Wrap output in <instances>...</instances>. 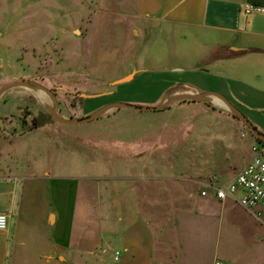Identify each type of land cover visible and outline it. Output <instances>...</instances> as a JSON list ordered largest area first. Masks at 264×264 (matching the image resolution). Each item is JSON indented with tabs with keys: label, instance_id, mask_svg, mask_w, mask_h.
Instances as JSON below:
<instances>
[{
	"label": "rangeland",
	"instance_id": "1",
	"mask_svg": "<svg viewBox=\"0 0 264 264\" xmlns=\"http://www.w3.org/2000/svg\"><path fill=\"white\" fill-rule=\"evenodd\" d=\"M163 29L137 14L135 0H0V88L9 86L0 96V120L14 133L0 129V176L36 177L27 182L29 207L40 198L50 202L54 185L61 201L76 203V215L89 218L71 231L72 246L83 252L70 249L67 262L111 264L121 239L117 232L105 235L94 254L87 247L95 236L100 239L101 220L118 224L120 231L118 208L134 195L144 202L143 215L151 211L153 222L171 231L164 202L190 206V195L196 198L213 174L230 181L234 169L251 158L256 141L231 110L211 98L160 111L115 108L87 123L61 124L48 112L54 102L42 86L54 90L58 113L67 119L89 116L114 101L155 106L184 91L223 92L264 134V102L250 101L241 85L227 79L229 60L218 62L216 49L187 29L174 37ZM23 80L38 89L17 83ZM228 85L236 90L232 98L224 92ZM20 108L30 114L21 117ZM43 112L45 121L31 128L32 117ZM147 200L156 206L144 205ZM106 241L111 252L102 256ZM167 247L161 264L172 260L173 248ZM251 258L262 263L264 255H244L243 264Z\"/></svg>",
	"mask_w": 264,
	"mask_h": 264
},
{
	"label": "crops",
	"instance_id": "2",
	"mask_svg": "<svg viewBox=\"0 0 264 264\" xmlns=\"http://www.w3.org/2000/svg\"><path fill=\"white\" fill-rule=\"evenodd\" d=\"M244 3L264 6V0H135L137 14L157 22L167 36L174 37L178 31L187 29L202 44L216 49L214 59L229 60L227 79L235 86L241 85L250 101L264 102V14L244 15L241 11ZM236 61L239 67L232 64ZM235 91L228 85L224 92L232 98ZM213 103L228 109L221 101ZM234 170L228 178L232 179L240 169ZM31 178L36 177L16 172L0 176V212L8 214V228L0 231V264H73L67 262L68 251H83L72 246L71 231L76 229V223L86 219L89 222V218L76 215V203L61 201L59 188L54 185L50 189L53 192L50 202L48 198H40L38 202L32 200L34 206L29 207L30 199L24 198H28L27 182ZM220 178L222 184L228 182ZM31 188L37 193L39 186ZM130 192L135 193L134 189ZM190 196V206L164 202L171 215V231L153 222L151 211L143 215L144 202L138 196L134 195L130 202L123 200L117 217L120 231L118 224L111 227L101 220L100 239L95 236L87 254H94L103 246L105 235L111 238L117 232L121 239L119 247L112 249L111 264H161L167 246L173 248L170 264L239 261L243 264L244 255H264L263 218L254 216L234 198L217 200L212 195L201 196L200 192L196 198ZM144 205L155 207L156 202L147 200ZM109 243L106 241L102 256L111 252ZM116 251L119 256L115 260ZM232 251L236 258L229 255ZM248 262L264 264L261 258L260 262L252 258Z\"/></svg>",
	"mask_w": 264,
	"mask_h": 264
},
{
	"label": "built area",
	"instance_id": "3",
	"mask_svg": "<svg viewBox=\"0 0 264 264\" xmlns=\"http://www.w3.org/2000/svg\"><path fill=\"white\" fill-rule=\"evenodd\" d=\"M244 15L264 14V6L244 3L241 7ZM253 152L247 163L226 184L221 183L219 175H210L202 183L201 196L212 195L217 200L234 198L257 218L264 215V146L254 142ZM8 228V214L0 212V231ZM119 252H115V260ZM215 264H223L216 262Z\"/></svg>",
	"mask_w": 264,
	"mask_h": 264
},
{
	"label": "water",
	"instance_id": "4",
	"mask_svg": "<svg viewBox=\"0 0 264 264\" xmlns=\"http://www.w3.org/2000/svg\"><path fill=\"white\" fill-rule=\"evenodd\" d=\"M134 74V73H133ZM133 74H130L128 76H125L119 80H116L113 82V84H120L123 82H126L128 80V78L131 76H133ZM20 84H23L25 87L35 90L38 89L37 87L29 84L27 81L23 80L20 82H17ZM12 85V84H10ZM9 86H3L0 88V96L1 94L8 88ZM41 89L43 91H45L46 93H49V89L46 87H41ZM209 94H215L218 97H220L227 105V108L229 110H231L234 115L236 117H238L250 130V132L252 133V135L256 138H259L261 140L264 141V134L261 133L260 131H258L253 124L246 118V116L238 109L236 108L227 98L225 95H223L220 92H215V91H206V92H199L196 91L195 92H182V93H175L172 94L169 97L164 96V99L161 100L157 105L155 106H141V105H135V104H130V103H126V102H121V101H114V102H110L102 107H100L95 113L90 114L89 116L86 117H81V118H64L61 117L58 113V109H57V100L53 97V102L55 105V108H49L48 112L51 114V116L59 123L61 124H66V125H75V124H82V123H87L93 119L98 118L100 115L105 114L109 111H111L112 109L115 108H126L129 110H133V111H143V112H149V111H159L164 109L165 107L175 103V102H180L183 100H195V101H199V102H207L208 98L210 97ZM88 97H93V96H98V95H85ZM0 126L2 127V123L0 120ZM3 132L8 134L9 132H7L5 129H3ZM20 133V132H17Z\"/></svg>",
	"mask_w": 264,
	"mask_h": 264
},
{
	"label": "trees",
	"instance_id": "5",
	"mask_svg": "<svg viewBox=\"0 0 264 264\" xmlns=\"http://www.w3.org/2000/svg\"><path fill=\"white\" fill-rule=\"evenodd\" d=\"M183 101H193V102H199V101H195V100H183ZM20 111H21V117H26L27 115L26 114H30L29 111H25V109H22L20 108ZM25 111V112H24ZM160 111V110H159ZM46 116L45 112L43 113H39L37 114L36 116H33L32 117V125L33 127L31 128H36V127H39V124L40 123H43L45 120L42 121V119H44V117ZM39 121V124H37V122ZM31 125V124H30ZM254 137V136H253ZM255 141L259 144H261L262 146H264V141L259 139V138H256L254 137Z\"/></svg>",
	"mask_w": 264,
	"mask_h": 264
},
{
	"label": "flooded vegetation",
	"instance_id": "6",
	"mask_svg": "<svg viewBox=\"0 0 264 264\" xmlns=\"http://www.w3.org/2000/svg\"><path fill=\"white\" fill-rule=\"evenodd\" d=\"M50 96H51V98H52V100H53V97H55V92H54V90H50L49 89V93H48ZM25 124H27V127H28V123L27 122H24ZM32 123V122H31ZM0 129H1V131L3 132V129H4V127H3V124H2V127L0 126ZM7 131V130H6ZM23 130H20L19 132H22ZM8 132V131H7ZM4 133V132H3ZM5 135H8V136H11V135H13L14 133L13 132H9L8 134H6V133H4ZM16 134H19V133H16ZM15 134V135H16Z\"/></svg>",
	"mask_w": 264,
	"mask_h": 264
},
{
	"label": "bare ground",
	"instance_id": "7",
	"mask_svg": "<svg viewBox=\"0 0 264 264\" xmlns=\"http://www.w3.org/2000/svg\"><path fill=\"white\" fill-rule=\"evenodd\" d=\"M209 98H211L212 99V101L213 100H217V101H221V102H223V103H225L220 97H218L217 95H215V94H209ZM208 98V99H209ZM226 104V103H225ZM227 106V105H226ZM54 108H55V105H54Z\"/></svg>",
	"mask_w": 264,
	"mask_h": 264
}]
</instances>
